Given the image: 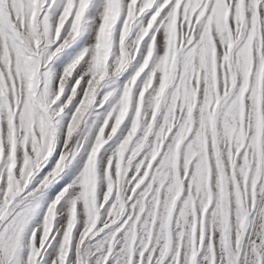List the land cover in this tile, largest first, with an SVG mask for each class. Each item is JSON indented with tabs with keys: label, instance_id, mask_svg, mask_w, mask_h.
Instances as JSON below:
<instances>
[{
	"label": "snow or ice",
	"instance_id": "obj_1",
	"mask_svg": "<svg viewBox=\"0 0 264 264\" xmlns=\"http://www.w3.org/2000/svg\"><path fill=\"white\" fill-rule=\"evenodd\" d=\"M0 264H264V0H0Z\"/></svg>",
	"mask_w": 264,
	"mask_h": 264
}]
</instances>
